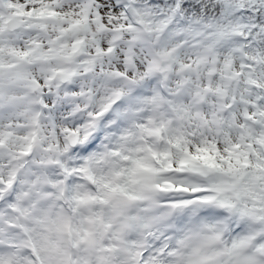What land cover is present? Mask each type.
Returning <instances> with one entry per match:
<instances>
[{
	"label": "snow or ice",
	"instance_id": "1",
	"mask_svg": "<svg viewBox=\"0 0 264 264\" xmlns=\"http://www.w3.org/2000/svg\"><path fill=\"white\" fill-rule=\"evenodd\" d=\"M0 264H264V0H0Z\"/></svg>",
	"mask_w": 264,
	"mask_h": 264
}]
</instances>
